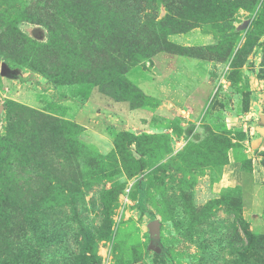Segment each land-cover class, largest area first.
Returning a JSON list of instances; mask_svg holds the SVG:
<instances>
[{"label": "rangeland", "instance_id": "374dc122", "mask_svg": "<svg viewBox=\"0 0 264 264\" xmlns=\"http://www.w3.org/2000/svg\"><path fill=\"white\" fill-rule=\"evenodd\" d=\"M0 264H264V0H0Z\"/></svg>", "mask_w": 264, "mask_h": 264}, {"label": "trees", "instance_id": "16d2710c", "mask_svg": "<svg viewBox=\"0 0 264 264\" xmlns=\"http://www.w3.org/2000/svg\"><path fill=\"white\" fill-rule=\"evenodd\" d=\"M118 2V3H120V2H122V0H110V2ZM87 7H89V8H92L93 7V5H87ZM86 8V7H85ZM148 28L147 27H145L144 29H143V31L142 32H148ZM130 39H131V37H130ZM129 39V37H128V39H124V41H127V43H129V41H131ZM69 54V53H68ZM68 54L67 55H65L64 56V60L66 61V60H69L68 62H66V64H62L61 66H62V68L64 69V71L63 72H61V74L62 75H67V76H69L70 75V70H72L73 68L70 66V64H68V63H70L72 60H76V59H73V57H71V55H69L68 56ZM79 57V62H81L82 63V65H86L87 64V60L85 59V57H84V55H82V56H78ZM91 67H89V65H86L85 66V69H90ZM84 72V71H83ZM86 72H84L83 74H85ZM87 74V73H86ZM138 201H139V205H140V207L142 208V210L144 211V210H146V203H147V191H146V182L145 181H142L141 183H140V187H139V189H138ZM151 217L152 218H155V216L154 215H151Z\"/></svg>", "mask_w": 264, "mask_h": 264}, {"label": "water", "instance_id": "95a60500", "mask_svg": "<svg viewBox=\"0 0 264 264\" xmlns=\"http://www.w3.org/2000/svg\"><path fill=\"white\" fill-rule=\"evenodd\" d=\"M159 227H160V221L158 219H154L149 223L150 235L152 238L158 239Z\"/></svg>", "mask_w": 264, "mask_h": 264}, {"label": "crops", "instance_id": "0c3cea01", "mask_svg": "<svg viewBox=\"0 0 264 264\" xmlns=\"http://www.w3.org/2000/svg\"><path fill=\"white\" fill-rule=\"evenodd\" d=\"M149 88V87H154L155 86V84L152 82V81H149V82H146V81H144V83H143V85H141V88H143V89H145V88H147V87ZM146 90V89H145ZM149 90V89H148ZM147 91V90H146ZM148 92V91H147ZM150 93V92H149ZM152 93V92H151ZM164 101H166V100H164ZM164 103V102H163ZM115 106H117L116 108H118L119 110H122L123 111V113L124 114H126L127 113V109L125 108V107H123V105H115ZM162 107V106H161ZM160 107V108H161ZM85 111V110H84ZM89 111V110H88ZM138 110H128V112H130L129 113V115L130 114H132V112H136V114L138 113L137 112ZM115 113V112H114ZM139 114V113H138Z\"/></svg>", "mask_w": 264, "mask_h": 264}]
</instances>
